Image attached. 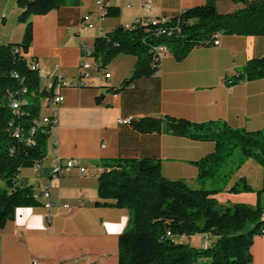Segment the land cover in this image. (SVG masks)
I'll return each instance as SVG.
<instances>
[{"label":"crops","instance_id":"1","mask_svg":"<svg viewBox=\"0 0 264 264\" xmlns=\"http://www.w3.org/2000/svg\"><path fill=\"white\" fill-rule=\"evenodd\" d=\"M145 1L148 12L143 0H108L110 6L119 8V14L104 19L96 0L69 1L49 13L31 16L33 39L25 57L46 68L43 83L60 69L69 85L59 89L65 100L59 123L51 131L46 158L38 168L26 167L19 174L20 183L31 185L41 203L19 207L15 219L0 231V264H119V237L130 223L131 211L96 204L104 161L150 158L160 163L164 177L199 186L194 162L215 151V142L166 131L141 132L133 123L120 124L118 119L172 116L194 122L222 120L249 131L264 128V78L233 85L227 82L250 59L264 57L263 35H221L219 45L195 47L181 61L166 50L154 76L126 86L137 61L132 54H119L103 68L89 55L90 76H80L86 55L83 46L93 49L97 37L141 18H171L208 2ZM242 6L237 0L216 1L221 13ZM20 11L18 0H0L1 43L23 40L26 25L18 19ZM87 15L92 27L83 23ZM69 159H77L86 171L74 169L55 178L53 165ZM248 163L249 173L240 178H246L253 191L244 196L264 208V192L258 193L263 187V166L252 160ZM236 182L235 178L228 187ZM48 183L51 197L47 199L40 193ZM241 195L236 202L243 201ZM49 202L53 205L47 208ZM179 240L205 248L216 238L194 235ZM252 254L254 264H264V235L255 236Z\"/></svg>","mask_w":264,"mask_h":264},{"label":"trees","instance_id":"2","mask_svg":"<svg viewBox=\"0 0 264 264\" xmlns=\"http://www.w3.org/2000/svg\"><path fill=\"white\" fill-rule=\"evenodd\" d=\"M69 1L80 3L18 0V19L26 25L23 40L0 42V181L4 183L0 188V231L15 219L19 207L41 203L31 185L20 183L19 174L23 168L42 164L51 136V126L40 123V118L56 87H43L38 71L31 67L36 59L24 55L33 39L31 16L49 13ZM216 1L187 8L165 22L158 18L156 23L134 22L131 28L121 25L97 37L90 55L102 68L119 54L136 56L133 73L123 84L126 86L157 73L160 46L181 61L195 47L213 45L218 35L264 36V0H237L244 6L227 13L218 11ZM118 14L119 8L107 0L106 16ZM262 78L264 57H258L250 59L227 82L233 85ZM14 99L20 101L18 109L11 106ZM133 125L141 132L166 131L212 141L216 149L194 162L199 170L198 187L164 177L160 163L150 158L102 163L105 170L98 178L96 204L131 211L130 223L119 237V264H254L252 246L256 235H264V208L260 203L223 205L216 195L226 189L246 160L255 159L264 169V128L249 131L222 120L194 122L172 116L145 117ZM236 151L240 152L238 160H234ZM251 190L244 177L229 189L236 193ZM250 221L255 227L245 232ZM194 235L214 236L216 240L205 248L179 240Z\"/></svg>","mask_w":264,"mask_h":264},{"label":"built area","instance_id":"3","mask_svg":"<svg viewBox=\"0 0 264 264\" xmlns=\"http://www.w3.org/2000/svg\"><path fill=\"white\" fill-rule=\"evenodd\" d=\"M96 3L100 10L101 17L104 19L106 17L107 0H96ZM142 3H143L145 10L148 12L150 9L149 2L143 0ZM89 18H90L89 15L85 16L83 23L85 26L92 27V24L90 23ZM141 20H148L154 23L158 21L157 19H147V18L142 19L141 18V19H138L136 22H139ZM166 20L167 18H161V21L163 22H165ZM132 25L133 24L128 25L127 28H131ZM219 44H220V36L218 35L213 45H219ZM83 49L86 55L81 60L79 74L81 77H89L90 76L89 70H90L91 64L86 60V57L91 54L92 49L86 45L83 46ZM166 50H167L166 47L160 46L159 54L156 55V58L161 61V58L164 56ZM31 67L33 70L38 71L43 87H46V89H51L54 87V85L56 87L55 93L52 96V98L47 100V102L44 104L43 114L40 118V123L47 124L51 126V128L53 129L59 123L61 110H62L64 100H65L64 95L59 91V89L62 87L68 86L69 82L66 79V74L64 71L60 69H55L54 74L46 82L43 83V80L46 76V68L43 66V64L39 62L38 60H35L31 64ZM110 76L111 74L109 72H106L105 77L109 78ZM11 106L14 109H18L20 106V101L14 99L13 101H11ZM118 122L120 124H132L134 122V118L132 116L127 117V118H120L118 119ZM16 136L19 137L20 133H16ZM103 146H105V144H103ZM38 166L39 165H37L36 168H38ZM74 169H78L81 173H84L86 171V167L80 165L77 159H69L66 162H62L58 160L53 165L52 171H55V178H56V177L66 176L69 173H71ZM50 187L51 185L48 183L47 185L44 186V189H43V196L47 199L51 197ZM52 205L53 203H50V202L46 204L47 208H50ZM61 205L67 208L70 207L69 204H65V205L61 204ZM49 221H51L50 218H49ZM170 234L171 233L169 232V235ZM34 263L36 264L37 261H35Z\"/></svg>","mask_w":264,"mask_h":264},{"label":"rangeland","instance_id":"4","mask_svg":"<svg viewBox=\"0 0 264 264\" xmlns=\"http://www.w3.org/2000/svg\"><path fill=\"white\" fill-rule=\"evenodd\" d=\"M240 157V152L239 151H236L235 155H234V160H238ZM248 160H252L253 162H255L256 164L262 166L258 161H256L255 159H248ZM246 160V161H248ZM246 161L242 164V166L236 170L233 175H232V178L230 179V181H235V178H236V181H239L240 180V177L241 176H244L245 173H249V170H250V165L249 163L248 164H245ZM229 181V183H230ZM228 183V184H229ZM231 188V187H230ZM227 185L226 189L219 192L217 195H216V198H217V201L220 203V204H223V205H234L236 203H244V204H248V205H253L251 203L248 202V199L247 196H244V194H247L248 192H252L253 191V188L251 191H241V192H231L229 191L230 189ZM239 194L241 196H244L243 197V201L241 202H236L235 198H237V196H239ZM255 227V223L253 221H250L246 228L244 229L245 232H248L250 231L251 229H253ZM258 236H261V235H258ZM254 245V243H253Z\"/></svg>","mask_w":264,"mask_h":264},{"label":"bare ground","instance_id":"5","mask_svg":"<svg viewBox=\"0 0 264 264\" xmlns=\"http://www.w3.org/2000/svg\"><path fill=\"white\" fill-rule=\"evenodd\" d=\"M157 54H159V53H157ZM53 175L55 176V171H53Z\"/></svg>","mask_w":264,"mask_h":264}]
</instances>
